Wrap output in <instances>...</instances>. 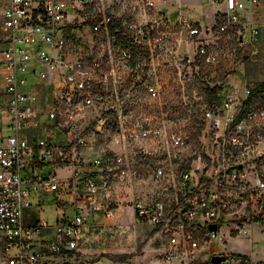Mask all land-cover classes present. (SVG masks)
<instances>
[{
	"label": "built area",
	"instance_id": "built-area-1",
	"mask_svg": "<svg viewBox=\"0 0 264 264\" xmlns=\"http://www.w3.org/2000/svg\"><path fill=\"white\" fill-rule=\"evenodd\" d=\"M92 2L0 0V24L9 33L4 44L0 38V264H69L55 258L80 254L86 231L97 226L88 225L87 214L115 219L124 208L115 199L120 184L149 174L161 186L133 197L128 208L134 226L160 234L165 262L224 256L220 264H264L226 249L211 253L220 242L251 235L252 225L264 233V100L247 104L252 88L236 82L203 110L209 126L199 149L189 126L165 129L145 119L120 126L138 144L118 152L113 142L125 137L113 141V116L122 121L135 103L124 99L126 86L113 92L111 53L120 48L134 61L136 49L154 48L159 57L179 58L178 45H168L175 28L177 42L186 31L193 58L207 64L264 61V20L247 18L264 15V0H211L223 6L217 33L229 40L219 47L212 30L194 40L197 23L180 8L170 13L153 0H119L123 9L113 13L92 10ZM96 41L105 55L88 52ZM106 133L110 145L100 150ZM176 150L186 153L184 167L162 165ZM52 194L69 213L62 210L54 225L26 224L32 201L40 211Z\"/></svg>",
	"mask_w": 264,
	"mask_h": 264
},
{
	"label": "rangeland",
	"instance_id": "rangeland-1",
	"mask_svg": "<svg viewBox=\"0 0 264 264\" xmlns=\"http://www.w3.org/2000/svg\"><path fill=\"white\" fill-rule=\"evenodd\" d=\"M158 6H164L166 10L173 13L180 8L185 14L197 23L200 34L193 39L204 40L209 30L218 47L225 46L228 36L222 37L217 33V26L220 23L218 11L223 10V6L211 0H153ZM119 0H93L92 10L101 12L119 13L123 7ZM261 11L249 14L247 18L251 20H264ZM169 46L178 45L181 56H166L164 52L159 57V52L153 48L136 49L137 54L134 61L128 59L120 48H113V79L116 78V88L113 92L119 91L126 86L128 94L124 95L125 100L135 103L133 108H128L126 115L120 121L113 116V141L116 137H125L121 145H115L113 149L118 152L134 148L138 141L132 133L122 129L120 126H134L139 120L149 119L152 125L162 126L170 129L175 126H189L188 131L195 141V147L200 148L202 142L207 138L204 126H209L203 117V110L214 104L211 89L221 86L226 90L235 85L247 84L253 88L264 80V61L256 59L246 61L245 66L238 62L220 59L217 64H207L203 60L194 57L195 47L193 40H188V33L183 31L181 42H177V29L173 28ZM202 32V33H201ZM206 33V35H205ZM87 34H85L86 36ZM9 37L8 30L0 24V38L4 44ZM232 37V36H231ZM217 39H220L217 41ZM217 48V46H216ZM106 49L102 47L101 41H96L88 52L97 55H105ZM190 56L191 61H189ZM168 60V61H167ZM140 64V69L135 71V63ZM146 76L142 83L141 80ZM239 80V81H238ZM139 83L141 84L139 86ZM114 84V83H113ZM154 86L157 94L149 92L148 87ZM241 91L243 88L240 89ZM222 95V91L220 92ZM212 101V103H211ZM126 124H123V122ZM191 126V127H190ZM4 126V135L9 134ZM109 133L102 136L98 146L100 150L106 149L110 145ZM164 165V164H162ZM59 177L68 176L67 170H58ZM160 183L149 174L141 182L124 181L117 189L115 199L123 204L124 208L119 210L115 219L105 218L101 214H87L89 228L85 233V243L80 250V254L71 257L55 258L56 263L67 262L69 264H169L163 260L164 244L159 239V233L147 227H136L132 224V211L128 208V203L133 197H145L153 194ZM61 197V196H60ZM30 214L33 213L36 219L48 220L51 225L56 223L57 217L62 210L69 213L68 208L58 204L55 195L45 197L41 202L40 211L37 199L32 201ZM251 235L240 237L229 243L220 242L214 246L211 253L221 252L226 249L230 253L249 256L255 260H264L262 250L264 243V233L257 225L251 226ZM184 260L182 264H211L210 259ZM190 262V263H189ZM2 264V263H1Z\"/></svg>",
	"mask_w": 264,
	"mask_h": 264
},
{
	"label": "trees",
	"instance_id": "trees-1",
	"mask_svg": "<svg viewBox=\"0 0 264 264\" xmlns=\"http://www.w3.org/2000/svg\"><path fill=\"white\" fill-rule=\"evenodd\" d=\"M222 91V87L221 86H216L213 87L211 89V93H212V97L213 99H220V97L218 98V95L220 94V92ZM255 100H264V81L259 83L258 85L254 86L251 89V94L248 98V102L247 104H250L252 102H254ZM212 103V101H211ZM172 154V160L166 158L163 162V164L170 168L171 165H175L176 167H180L183 168L184 167V161H185V152H183V154L180 153V151H171ZM181 154V155H180ZM173 155H175L176 157H173Z\"/></svg>",
	"mask_w": 264,
	"mask_h": 264
},
{
	"label": "crops",
	"instance_id": "crops-1",
	"mask_svg": "<svg viewBox=\"0 0 264 264\" xmlns=\"http://www.w3.org/2000/svg\"><path fill=\"white\" fill-rule=\"evenodd\" d=\"M30 209H27L24 213V221L28 225H32L36 221V217L33 213L30 214Z\"/></svg>",
	"mask_w": 264,
	"mask_h": 264
},
{
	"label": "water",
	"instance_id": "water-1",
	"mask_svg": "<svg viewBox=\"0 0 264 264\" xmlns=\"http://www.w3.org/2000/svg\"><path fill=\"white\" fill-rule=\"evenodd\" d=\"M226 258L224 256H213L210 259L211 264H220L221 262L225 261Z\"/></svg>",
	"mask_w": 264,
	"mask_h": 264
}]
</instances>
